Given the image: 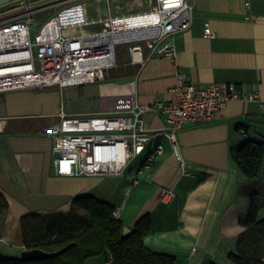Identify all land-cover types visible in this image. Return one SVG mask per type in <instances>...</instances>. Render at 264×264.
<instances>
[{"label": "crops", "instance_id": "crops-1", "mask_svg": "<svg viewBox=\"0 0 264 264\" xmlns=\"http://www.w3.org/2000/svg\"><path fill=\"white\" fill-rule=\"evenodd\" d=\"M205 23L212 38L203 37ZM174 41V61L151 60L140 71L128 65L129 74L119 82L0 94V191L9 205L0 217V255L11 246L19 252L23 248L22 216L68 213L75 198L91 195L118 210V219L131 231L139 218L148 215L151 228L143 244L174 257L175 264H234L229 255L236 252L237 238L245 230L241 222L251 200L258 219L264 218V163L259 175L248 179L230 154L245 139L264 140V0H194L191 25ZM176 70L197 84H235L245 93H256L257 100L230 101L211 122L184 127L178 141L185 172L161 140L162 154L139 172L129 170L119 177L55 175L49 130L58 122L61 108L68 115L109 112L118 97L128 93H107L102 85L127 82H133L139 104L166 101ZM92 90L99 109L95 101L81 103ZM65 92H71L75 105L65 102ZM142 119L147 129L165 127L160 114L146 113ZM9 217L18 224L19 242L6 238Z\"/></svg>", "mask_w": 264, "mask_h": 264}, {"label": "built area", "instance_id": "built-area-1", "mask_svg": "<svg viewBox=\"0 0 264 264\" xmlns=\"http://www.w3.org/2000/svg\"><path fill=\"white\" fill-rule=\"evenodd\" d=\"M105 1L107 15L81 21L82 31L66 33L58 13L37 26L39 10L22 0L19 14L0 20V94L104 81L117 66L116 47L122 44L127 45L128 64L139 71L151 60L174 61V37L189 29L194 0H135L142 8L118 13L112 8L113 0ZM213 36L205 23L203 37ZM126 86L130 93L118 97L109 112L68 115L61 108L58 122L49 130L56 176L119 177L129 170L139 172L162 154L161 140L185 172L179 132L188 125L211 122L230 101L257 100L256 93H245L235 84H197L178 70L166 101L139 104L133 82ZM146 113L162 115L165 127L147 129L142 119ZM163 195L173 198L168 191ZM118 215L114 210L112 216ZM110 261L111 256L106 264Z\"/></svg>", "mask_w": 264, "mask_h": 264}, {"label": "trees", "instance_id": "trees-1", "mask_svg": "<svg viewBox=\"0 0 264 264\" xmlns=\"http://www.w3.org/2000/svg\"><path fill=\"white\" fill-rule=\"evenodd\" d=\"M19 1V0H18ZM11 3L0 6V16L9 8L15 13L20 6L9 7ZM231 158L239 171L248 179L259 175L264 163V140L245 139L230 150ZM9 208L0 191V217ZM73 210L68 213L52 215L26 214L19 219L23 251L41 250L46 253L60 252L53 258L22 261L18 256L0 255V264H86L93 258L104 257L108 264H175V258L152 252L143 244L149 233L151 222L148 215L139 218L131 233L123 237V223L114 218V208L91 195L77 197L72 202ZM86 223L82 224L81 216ZM56 219V233L51 236L49 223ZM245 228L237 238L236 252L229 255L234 264H264V218L258 219V208L253 200L249 202ZM80 228V229H79Z\"/></svg>", "mask_w": 264, "mask_h": 264}, {"label": "rangeland", "instance_id": "rangeland-1", "mask_svg": "<svg viewBox=\"0 0 264 264\" xmlns=\"http://www.w3.org/2000/svg\"><path fill=\"white\" fill-rule=\"evenodd\" d=\"M19 1H14L9 7L12 6H20ZM26 3H30L33 5L34 9L39 10L37 13H35V23L36 25H40L46 20L50 19L51 17H54L57 15V13L68 6H71L73 4H78L82 2H93L94 0H25ZM142 2H146L145 0H141ZM21 7V6H20ZM89 10L94 9V4H91L89 7ZM112 8L113 10L118 9V11H126L130 8L135 9V8H142V6H138L135 2V0H113L112 3ZM12 8H9L3 12V14L0 16V20L2 19H8L12 18L15 15L19 13H15L14 11L11 10ZM25 9L23 8V11ZM116 59H117V66L114 69H111L108 71V78H105L104 81H121L122 78L129 74L130 67L128 66V53H127V45L122 44L118 45L116 47ZM124 64V65H123ZM132 68V67H131ZM134 68V67H133ZM132 68V69H133ZM137 69V68H136ZM135 77V76H134ZM50 88H58V87H50ZM47 89V88H45ZM59 89V88H58ZM93 89V88H92ZM94 90L91 92H88V97L81 100L82 105H88L89 102L91 104L96 102L94 105H97V109H99V100L97 98V95L93 93ZM62 93V92H61ZM71 92H65L62 94V98H64L66 103H69V101L72 103V105H75V101L70 100L71 99ZM141 95V93H139ZM138 102H141V98L139 96ZM77 105V104H76ZM79 215L82 217V224L80 225V228L86 223V218L85 215L81 212ZM50 231H51V236H53L56 233V219H52L49 223ZM79 228V229H80ZM11 250L6 253H1L4 256H18L20 254L19 250H14V248L11 246ZM23 249V248H22ZM21 249V250H22ZM19 252V253H18ZM106 264L104 261V257H98V258H93L87 264Z\"/></svg>", "mask_w": 264, "mask_h": 264}, {"label": "bare ground", "instance_id": "bare-ground-1", "mask_svg": "<svg viewBox=\"0 0 264 264\" xmlns=\"http://www.w3.org/2000/svg\"><path fill=\"white\" fill-rule=\"evenodd\" d=\"M94 4V9L89 10V6ZM58 17L63 25H66L65 32L73 33L76 31H82L78 23L85 21L86 19H93L95 17H103L108 14L107 4L105 0H94L93 2H82L75 5H71L63 8L58 12ZM102 91L107 93L125 92L130 93V90L125 85L119 84H107L102 85ZM127 94V95H128ZM6 238L11 242H19V229L18 224L11 217L8 219L6 227Z\"/></svg>", "mask_w": 264, "mask_h": 264}, {"label": "water", "instance_id": "water-1", "mask_svg": "<svg viewBox=\"0 0 264 264\" xmlns=\"http://www.w3.org/2000/svg\"><path fill=\"white\" fill-rule=\"evenodd\" d=\"M18 1V0H0V6L6 5L8 3ZM31 30L34 31L35 27L31 26ZM131 233V229L124 226L122 230L123 237H127ZM60 252L56 253H46L41 250H31V251H21L19 254L20 260L22 261H33V260H40L43 258H53L54 256L58 255Z\"/></svg>", "mask_w": 264, "mask_h": 264}]
</instances>
